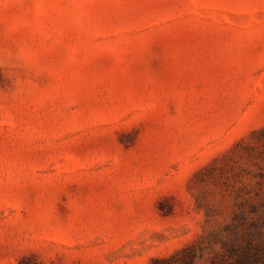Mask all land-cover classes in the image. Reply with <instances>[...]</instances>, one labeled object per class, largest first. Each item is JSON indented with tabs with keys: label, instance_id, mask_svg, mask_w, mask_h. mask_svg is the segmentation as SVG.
<instances>
[{
	"label": "rangeland",
	"instance_id": "rangeland-1",
	"mask_svg": "<svg viewBox=\"0 0 264 264\" xmlns=\"http://www.w3.org/2000/svg\"><path fill=\"white\" fill-rule=\"evenodd\" d=\"M264 254V0H0V264Z\"/></svg>",
	"mask_w": 264,
	"mask_h": 264
},
{
	"label": "trees",
	"instance_id": "trees-1",
	"mask_svg": "<svg viewBox=\"0 0 264 264\" xmlns=\"http://www.w3.org/2000/svg\"><path fill=\"white\" fill-rule=\"evenodd\" d=\"M234 264H264V254H240Z\"/></svg>",
	"mask_w": 264,
	"mask_h": 264
}]
</instances>
